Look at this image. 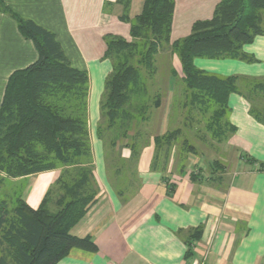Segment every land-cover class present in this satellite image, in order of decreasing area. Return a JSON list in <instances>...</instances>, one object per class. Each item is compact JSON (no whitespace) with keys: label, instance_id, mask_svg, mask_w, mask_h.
I'll list each match as a JSON object with an SVG mask.
<instances>
[{"label":"crops","instance_id":"crops-1","mask_svg":"<svg viewBox=\"0 0 264 264\" xmlns=\"http://www.w3.org/2000/svg\"><path fill=\"white\" fill-rule=\"evenodd\" d=\"M221 1L174 0L171 42L190 35L197 21L211 19ZM144 2L131 0L127 11L130 20L142 12ZM4 6L53 31L72 65L89 75L88 129L99 193L97 202L71 234L90 236L97 250L74 248L56 264H264V123L251 114V104L244 96L232 93L228 99V118L236 132L224 143H206L211 148L223 145L226 152L234 151L233 162L220 173L222 181L208 179L207 169L212 164L193 156L181 172L176 162L178 147L167 172L153 170L152 133L132 167L135 178L128 188H135L126 192L116 174L113 182L114 171L106 162L110 154L97 132L105 82L113 70L112 60L106 57L108 39L133 40L124 5L119 0H0V104L10 75L39 57L33 41L20 32ZM243 50L255 60L196 57L194 63L220 76L264 77V34L245 44ZM162 59L168 78L167 99L158 107L161 134L170 130L167 126L174 113L176 80L183 77L176 53L169 48ZM179 112L175 119L180 124L185 117ZM119 147L115 157L129 160L131 147ZM200 169L205 177L193 181L190 173ZM60 174L61 168L15 178L0 172L1 200L6 198L13 205L21 196L38 207ZM196 228H202L201 237L187 257L188 241Z\"/></svg>","mask_w":264,"mask_h":264},{"label":"trees","instance_id":"trees-1","mask_svg":"<svg viewBox=\"0 0 264 264\" xmlns=\"http://www.w3.org/2000/svg\"><path fill=\"white\" fill-rule=\"evenodd\" d=\"M119 1L129 19L131 0ZM4 10L33 41L39 57L8 79L0 104V172L15 178L57 168L62 171L38 207L21 196L13 205L6 198L0 200V264H56L74 248L97 250L90 236L71 234L97 202L99 193L88 129L89 75L72 65L53 31L8 7ZM173 15L174 0H145L142 12L129 19L133 40L118 36L108 39L106 57L112 60L113 70L105 82L97 128L106 146L109 137L101 127L113 128L121 117L131 115L126 108L134 91L131 85L137 84L141 65L155 70V57L162 47L179 56L187 91L184 104L195 109L199 122L205 120L211 141L224 143L236 132L228 118L232 93L244 96L251 104V114L264 123V77L220 76L194 63L196 57L253 62L255 58L243 47L264 34V0H222L211 19L197 21L190 35L171 42ZM172 73L177 76L175 70ZM161 96L154 101L157 108ZM182 133L178 127L155 135L153 170L167 172L173 149L179 145L177 164L185 172L188 158L198 151L189 138L179 141ZM120 146L131 147V158H139L134 144L124 142ZM224 169L218 159L214 160L208 179L222 181ZM190 174L193 181L205 177L202 169ZM53 193L57 194L55 199ZM50 203L58 210L52 211ZM201 233L202 228L192 232L187 257L193 254Z\"/></svg>","mask_w":264,"mask_h":264},{"label":"rangeland","instance_id":"rangeland-1","mask_svg":"<svg viewBox=\"0 0 264 264\" xmlns=\"http://www.w3.org/2000/svg\"><path fill=\"white\" fill-rule=\"evenodd\" d=\"M262 25H264V22H262ZM167 49L169 48H160L158 55H156L155 57L156 64L155 70L153 72H151V70L148 69L147 66H140L138 82L137 84L134 83L131 85V88L134 91L131 94L130 101L126 105V108L131 115L128 117H121L113 128H107L106 125H103L100 129L105 133L107 137H109L110 144H107L106 146L104 141V147L106 150H108V153L110 154L109 157H107L106 162L114 171L113 174L110 171L113 177V182L116 181V174V176L120 180H122L121 186L123 187V185H126V192H132L135 188H128V184L133 183L135 176L133 174L132 167L133 165L135 166L137 164L138 159L136 160L135 158H130L129 160H126L125 158H116L114 152L116 149L120 148L119 145L124 142H128L134 144L136 146L137 151H139L141 154L144 146L150 141L152 137L151 134H161V119L158 115L160 110L154 105V101L156 100L158 95H162L161 101L163 102L167 99L165 95L167 88L165 86L167 83L166 78H168V76L164 75V72H166V66L164 64V60L162 59V56L164 52L167 51ZM165 62L167 61L165 60ZM176 82L178 83V90L175 92L174 99L172 98L174 104V113L173 117L170 119L169 126H167V129L172 130L177 127H181L183 129V133L180 136L179 141L184 140V138H189L190 142L196 145L197 151L199 152L197 154L198 156H196V154L190 156L196 157V159L198 158V160L199 158H201V162L205 164H212L214 160L219 159L221 164H223L224 166H229L233 162V149L227 150L226 152L222 148L223 145H218L217 147L213 146L214 148H211L207 145L211 139H209V132L206 131L205 120H200L199 122L198 119L200 115L195 111V109L190 108V106H185L184 103L187 100L186 85L182 79H179V81L176 80ZM182 85L184 88L183 91ZM178 112L180 113V115L185 117L184 122H182L183 120L179 121L180 124L175 119L176 114ZM187 115L190 116L187 117ZM105 123L106 122H104V124ZM202 137H206V140H202ZM111 138L116 141V144ZM178 146H175L174 149ZM178 161L179 158L176 159L177 163ZM118 168H120V171L116 172V169ZM211 170L212 168L207 169V172L210 173ZM53 194L55 199L57 197V194ZM1 198L2 192L0 190V200ZM49 207L52 211L58 210V207L54 203H50Z\"/></svg>","mask_w":264,"mask_h":264}]
</instances>
